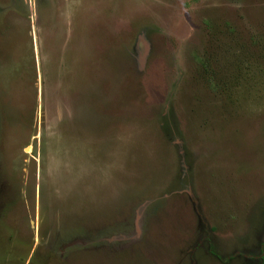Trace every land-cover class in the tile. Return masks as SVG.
<instances>
[{
    "label": "rangeland",
    "instance_id": "374dc122",
    "mask_svg": "<svg viewBox=\"0 0 264 264\" xmlns=\"http://www.w3.org/2000/svg\"><path fill=\"white\" fill-rule=\"evenodd\" d=\"M0 0V264H258L264 0Z\"/></svg>",
    "mask_w": 264,
    "mask_h": 264
},
{
    "label": "trees",
    "instance_id": "16d2710c",
    "mask_svg": "<svg viewBox=\"0 0 264 264\" xmlns=\"http://www.w3.org/2000/svg\"><path fill=\"white\" fill-rule=\"evenodd\" d=\"M197 1H198V0H187V1L185 2V6L188 7V6H190V4L195 3V2H197ZM258 264H264V256L261 257V258H259V263H258Z\"/></svg>",
    "mask_w": 264,
    "mask_h": 264
}]
</instances>
